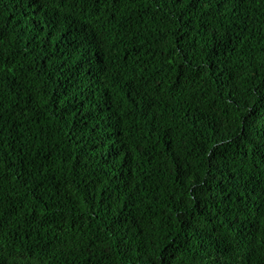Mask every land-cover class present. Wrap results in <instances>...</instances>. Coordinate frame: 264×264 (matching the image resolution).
Segmentation results:
<instances>
[{"label": "trees", "instance_id": "1", "mask_svg": "<svg viewBox=\"0 0 264 264\" xmlns=\"http://www.w3.org/2000/svg\"><path fill=\"white\" fill-rule=\"evenodd\" d=\"M0 264H264V0H0Z\"/></svg>", "mask_w": 264, "mask_h": 264}]
</instances>
